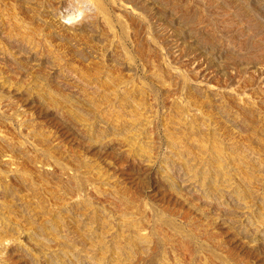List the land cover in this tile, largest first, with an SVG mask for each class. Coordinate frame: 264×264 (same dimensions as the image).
<instances>
[{"label":"rangeland","instance_id":"1","mask_svg":"<svg viewBox=\"0 0 264 264\" xmlns=\"http://www.w3.org/2000/svg\"><path fill=\"white\" fill-rule=\"evenodd\" d=\"M0 264H264V0H0Z\"/></svg>","mask_w":264,"mask_h":264}]
</instances>
